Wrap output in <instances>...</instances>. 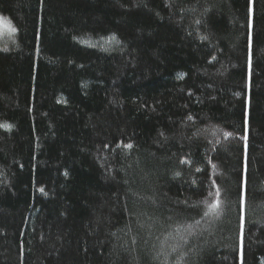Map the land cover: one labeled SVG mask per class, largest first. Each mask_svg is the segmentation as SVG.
<instances>
[{
	"label": "trees",
	"instance_id": "trees-1",
	"mask_svg": "<svg viewBox=\"0 0 264 264\" xmlns=\"http://www.w3.org/2000/svg\"><path fill=\"white\" fill-rule=\"evenodd\" d=\"M0 17V264H264V0Z\"/></svg>",
	"mask_w": 264,
	"mask_h": 264
},
{
	"label": "rangeland",
	"instance_id": "rangeland-1",
	"mask_svg": "<svg viewBox=\"0 0 264 264\" xmlns=\"http://www.w3.org/2000/svg\"><path fill=\"white\" fill-rule=\"evenodd\" d=\"M10 31H11L10 30V26H9V24L5 20H3V22H0V39L3 38V36H4L5 33H8Z\"/></svg>",
	"mask_w": 264,
	"mask_h": 264
},
{
	"label": "snow or ice",
	"instance_id": "snow-or-ice-1",
	"mask_svg": "<svg viewBox=\"0 0 264 264\" xmlns=\"http://www.w3.org/2000/svg\"><path fill=\"white\" fill-rule=\"evenodd\" d=\"M0 22H3V18L2 17H0ZM8 23H9V26H10V30L14 32L15 28L10 25V22H8ZM125 147L131 148L132 146L131 145H125ZM245 202H246V198H245ZM210 207L216 208V207H218V205L214 204V205H211ZM207 214L208 213H205V215H207ZM173 250H175V249H173Z\"/></svg>",
	"mask_w": 264,
	"mask_h": 264
}]
</instances>
